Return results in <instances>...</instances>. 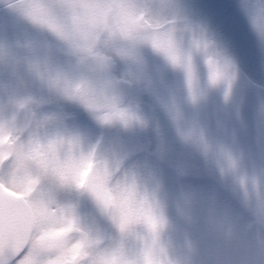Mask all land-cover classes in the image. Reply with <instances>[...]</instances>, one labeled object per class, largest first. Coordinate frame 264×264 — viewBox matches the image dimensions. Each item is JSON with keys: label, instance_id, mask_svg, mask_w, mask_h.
I'll use <instances>...</instances> for the list:
<instances>
[{"label": "clouds", "instance_id": "obj_1", "mask_svg": "<svg viewBox=\"0 0 264 264\" xmlns=\"http://www.w3.org/2000/svg\"><path fill=\"white\" fill-rule=\"evenodd\" d=\"M224 10L227 19L198 0H0L10 53L0 111L14 120L17 147L50 170L53 207L75 206L89 236L84 264H145L153 239L128 215L163 203L161 130L210 162L227 157L236 173L264 157V76H249L231 39L234 24L264 59V0H227ZM81 155L94 166L85 187H68L63 162ZM235 223L223 259L197 244L190 264H255L264 190L244 193Z\"/></svg>", "mask_w": 264, "mask_h": 264}, {"label": "rangeland", "instance_id": "obj_2", "mask_svg": "<svg viewBox=\"0 0 264 264\" xmlns=\"http://www.w3.org/2000/svg\"><path fill=\"white\" fill-rule=\"evenodd\" d=\"M198 2L206 10L215 12L221 19H227L224 10L227 0ZM228 22L231 24L230 20ZM231 27V39L246 63L249 76L254 81H259L264 76V59L261 53L234 24H231ZM9 56L10 53L3 44H0V60ZM81 119L86 123L85 118ZM10 120L11 116H5L0 111V130H3L5 135L12 133ZM201 136L205 146H210L207 137L203 136V133ZM154 150L163 161V167L156 174V179L165 193L163 203L155 211L140 214L130 209L128 215L130 225L142 223L153 239V246L144 249L145 264H190L192 258L190 253L197 244H202L216 259H223V253L219 251L224 249L225 243L235 234L236 212L227 199L218 197L212 188L201 184V181L204 176H208L212 182L216 180L233 191L234 197L240 195L242 200L244 193L253 184L258 192L264 190V166L256 162L254 172L236 173L232 170V164L227 157L221 161L210 162L201 153L180 146L163 130L156 137ZM170 165L171 169L176 170L171 173L172 176L167 173ZM163 173L168 177L163 176ZM190 179H195L191 181L192 184ZM178 185L182 189L177 191L176 189L180 187ZM260 211L261 209L257 207L256 212L259 214ZM178 220L183 221L182 227L177 226ZM203 223L209 224L210 229L201 227ZM189 227L195 230V237L192 239L189 237ZM200 230L202 237L199 236ZM164 233L167 235L165 243L161 245L159 239ZM255 248L259 250L261 248L264 253V246L257 240Z\"/></svg>", "mask_w": 264, "mask_h": 264}, {"label": "snow or ice", "instance_id": "obj_3", "mask_svg": "<svg viewBox=\"0 0 264 264\" xmlns=\"http://www.w3.org/2000/svg\"><path fill=\"white\" fill-rule=\"evenodd\" d=\"M89 161L81 155L63 162L60 179L85 187ZM49 175L17 147L11 132L0 130V264H84L88 233L74 205L57 201L53 207L55 198L44 188Z\"/></svg>", "mask_w": 264, "mask_h": 264}, {"label": "flooded vegetation", "instance_id": "obj_4", "mask_svg": "<svg viewBox=\"0 0 264 264\" xmlns=\"http://www.w3.org/2000/svg\"><path fill=\"white\" fill-rule=\"evenodd\" d=\"M190 161V160H189ZM89 163H90V167H89V169H88V171L90 170V168H91V166L94 164V161H92V160H90L89 161ZM192 165V164H191ZM193 167V166H192ZM172 167H171V165H170V169H171ZM172 170V169H171ZM174 170V169H173ZM182 188L181 187H179L178 189H176L177 191L178 190H181ZM233 189V188H232ZM239 197H240V195H237V196H235L234 197V210H235V212H236V210H237V208L239 207V204H240V201H241V197H240V199H239ZM236 220V219H235ZM189 230H190V232H188L189 233V237H190V239H192V238H194L195 237V230H194V228H190L189 227ZM201 232H202V230H200V233H199V236L200 237H202V234H201ZM188 237V236H187ZM257 238L258 239H256L257 240V242L258 243H261V245L262 246H264V236H261V235H257ZM256 249V248H255ZM223 251H224V249L222 250V251H219L220 253H223ZM253 260L255 261V264H264V253H263V251H262V249L260 248V250L259 249H256V251H255V254H254V256H253ZM258 260V262H256Z\"/></svg>", "mask_w": 264, "mask_h": 264}, {"label": "water", "instance_id": "obj_5", "mask_svg": "<svg viewBox=\"0 0 264 264\" xmlns=\"http://www.w3.org/2000/svg\"><path fill=\"white\" fill-rule=\"evenodd\" d=\"M14 128V120L12 121V130ZM256 162H258L259 164L263 165L264 166V157L261 156V154L258 152L256 154ZM94 166V165H93ZM92 166V167H93ZM92 169V168H91Z\"/></svg>", "mask_w": 264, "mask_h": 264}, {"label": "trees", "instance_id": "obj_6", "mask_svg": "<svg viewBox=\"0 0 264 264\" xmlns=\"http://www.w3.org/2000/svg\"><path fill=\"white\" fill-rule=\"evenodd\" d=\"M7 126H9V125L7 124ZM7 128H8V127H7ZM250 134H251V129H250ZM163 172H164V169H163ZM168 172H171V171L168 170L167 173H168ZM169 174L172 175L171 173H169ZM162 175H165V174L163 173ZM204 180H206V181H205V184H208V183H207V178H205ZM208 185H211V184H208Z\"/></svg>", "mask_w": 264, "mask_h": 264}]
</instances>
